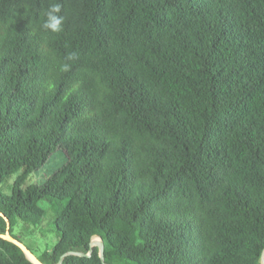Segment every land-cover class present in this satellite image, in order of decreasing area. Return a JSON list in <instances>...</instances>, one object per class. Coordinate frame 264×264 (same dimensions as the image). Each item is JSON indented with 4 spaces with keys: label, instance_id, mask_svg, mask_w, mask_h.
Here are the masks:
<instances>
[{
    "label": "trees",
    "instance_id": "trees-1",
    "mask_svg": "<svg viewBox=\"0 0 264 264\" xmlns=\"http://www.w3.org/2000/svg\"><path fill=\"white\" fill-rule=\"evenodd\" d=\"M47 211L42 264H263L264 0H0V234Z\"/></svg>",
    "mask_w": 264,
    "mask_h": 264
},
{
    "label": "rangeland",
    "instance_id": "rangeland-1",
    "mask_svg": "<svg viewBox=\"0 0 264 264\" xmlns=\"http://www.w3.org/2000/svg\"><path fill=\"white\" fill-rule=\"evenodd\" d=\"M64 162L65 155L62 152L55 153L43 168L33 175V179L29 183L42 184L49 176L61 168ZM20 175L21 172H18L4 180L1 185V191L5 195H11L13 185ZM53 222V214L47 211L41 225L33 227L18 223L13 229V234L17 236L20 242L29 247L35 256H39L44 251L50 250L57 241Z\"/></svg>",
    "mask_w": 264,
    "mask_h": 264
},
{
    "label": "water",
    "instance_id": "water-1",
    "mask_svg": "<svg viewBox=\"0 0 264 264\" xmlns=\"http://www.w3.org/2000/svg\"><path fill=\"white\" fill-rule=\"evenodd\" d=\"M6 224H7V230L4 234H0V238L7 240L11 243H13L14 245L18 246L22 252L25 254L26 258L32 263V264H42L39 259L37 258V256H35L28 248L27 246H25L22 242H20L18 239L14 238L13 236L10 235L9 233V228H10V224L7 218H5ZM94 247H97L99 250V258L101 260L102 264H105L104 262V244L103 241L100 237H93L91 239L90 242V249L88 253H82V252H68L66 254H64L58 264H62L63 260L66 256H77V257H89L92 253V249ZM262 263L264 264V260L262 261Z\"/></svg>",
    "mask_w": 264,
    "mask_h": 264
},
{
    "label": "clouds",
    "instance_id": "clouds-1",
    "mask_svg": "<svg viewBox=\"0 0 264 264\" xmlns=\"http://www.w3.org/2000/svg\"><path fill=\"white\" fill-rule=\"evenodd\" d=\"M60 12H61V5L59 3L51 5L47 14H46L47 20L44 23L43 27L45 29H51L54 32L61 31V26L63 23V17L57 15Z\"/></svg>",
    "mask_w": 264,
    "mask_h": 264
}]
</instances>
